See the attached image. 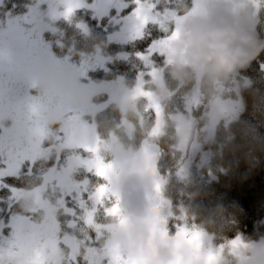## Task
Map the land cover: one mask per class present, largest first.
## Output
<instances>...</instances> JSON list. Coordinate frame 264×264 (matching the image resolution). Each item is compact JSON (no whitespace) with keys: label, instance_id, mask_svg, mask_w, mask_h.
I'll use <instances>...</instances> for the list:
<instances>
[{"label":"trees","instance_id":"trees-1","mask_svg":"<svg viewBox=\"0 0 264 264\" xmlns=\"http://www.w3.org/2000/svg\"><path fill=\"white\" fill-rule=\"evenodd\" d=\"M2 1L5 3L2 4L3 7H0V18H27L28 16L35 18V21L38 18L48 27L54 26L53 32H42L44 42L51 43L52 54L56 58L63 60L74 69L82 70L77 76L82 83L76 85L73 83L70 87L71 91L63 97H70L75 91L79 89L82 91L87 87V83L95 82V85L90 87L89 97L92 96L91 100L96 112H86L82 118L89 122L94 118L95 121L91 123L98 125L101 131L99 136L106 143L109 142L110 137H114L112 144L115 143L113 144L115 146L116 144L124 145L127 149L142 147L157 125L156 107H161L164 118L161 131L155 139L160 149L157 164L160 171L167 177L162 185V194L169 201V207L174 213V218H169L168 221L166 230L168 234L172 235L176 225L180 224L209 234L211 244L219 250L216 264L239 263L240 256H237L232 249L233 243L244 246L264 239V52H261L249 64L237 69L230 77L224 78L225 86L224 91H220L221 95L237 94L242 106L235 117L227 122L217 123L210 132L207 129L211 124L208 112L211 101L218 92L215 81L202 75L199 82L198 73L195 75L197 67L190 68L188 75H176L174 57L178 54L177 48H170L164 53L157 50L155 54L146 49L150 37L155 40L166 34L163 31L166 29L165 26H169L168 29H174L176 15L189 13L193 7V0H140L139 4L137 0H103L104 3L101 6L103 10L97 8L100 7L98 0H69L68 3L67 0H63L51 9L48 3H41L38 0ZM250 1L258 7L259 22L255 31L264 40V0ZM37 5L39 7L35 9ZM70 8L71 13H69ZM149 10L151 12L149 23L143 28H138L137 35H134L131 40L124 42V37L118 40V37L113 35L120 29L123 32L122 29L125 27L131 29L133 26H141L139 22L142 23L141 15ZM35 21L33 26H36ZM141 31L143 39L139 38ZM41 49L40 43L39 51L29 53V57L25 58L24 62L13 58L12 64L8 65L18 70L17 75L22 78L17 86L11 83L12 77L11 74L8 76L9 71L0 72V82H3L1 89L7 86V92L10 95V90L17 87L18 101L21 96L26 97L24 88H30L31 84L25 79L27 75L25 69L33 64V74L36 75L38 72V76H41L39 75L42 72L41 56H38ZM91 52L94 54L92 60H95L96 56H102L104 64L89 63ZM0 53L3 54L4 51L0 49ZM185 67L189 66L185 65ZM151 69L162 73L163 87L157 85L156 79L150 74ZM34 75L33 79L38 77ZM41 89V86L34 89L35 102L42 101L44 94ZM236 90L237 93H235ZM149 91L154 93L151 102L144 96ZM132 93L133 96L128 104H125L126 106L117 99L121 94ZM83 99H85L84 96ZM14 101L9 98L0 103V107H3L0 112L4 108L7 110L6 117L0 118L1 162H4L2 157L11 146L21 148L14 151L15 154L17 153L16 156L27 152L26 146L24 149L19 143V140L23 142V137L27 135L26 130L28 135L36 136L33 140L35 143H40L42 151L35 155L38 158L33 161L30 159L15 161L17 163L15 167L5 162L0 163V170L3 171L0 180V221L7 219L2 216L5 214L6 217V212L9 211L19 213V210H23L28 213L26 203L14 204L12 198L18 193L28 191L43 180L45 169L51 166V161L47 160L48 156L52 157L56 154L57 148L64 142L66 135L60 120L50 121L51 118L46 117L37 123V130L31 133L27 128L29 118L27 117L28 107L25 106L30 101L23 102L22 106L15 105ZM53 101L58 104L57 101L60 100L53 99ZM120 105H123L124 109ZM181 113L186 116L195 134L202 135L209 131L208 139L204 137L203 140L205 156H203L204 153L196 156L184 174L179 171L187 160L188 153L181 154L178 147V132L173 120L174 115ZM15 117L18 119V124L14 123ZM15 126L23 130H18L17 134L13 135L16 131ZM73 149L76 150L73 155L79 158V162L77 161L78 163L71 167V182L75 185V191H79L78 195H81L82 190L85 195L73 197V194L67 192L66 206L72 210L78 209L77 213L62 206L57 211L59 232L56 244L59 246L52 255L60 259V263L50 264H95V262H89L84 256L87 247L85 245L78 247L77 242L83 238L87 240L89 237L98 238L94 240V243L104 247L109 238V232L106 230H103L99 237L95 236L97 231H93V225L82 219L86 202L90 203V197L95 195L97 184H100L98 182H103V179L97 180L99 176L95 170H88L89 164L81 161L80 151L87 154L85 149L82 146H75ZM45 153H47L46 156H41ZM62 158L66 160L67 154L62 153ZM7 167L13 168L12 175L7 174ZM49 189L53 199L54 193L63 190L59 189V183L55 181L54 188ZM13 190L16 194L10 195L14 192ZM103 200V202L98 201L93 207L95 209L93 218L100 223L115 221L116 218L105 215L110 202L108 199ZM219 207L225 209L223 215H213L214 210ZM42 209L40 210L44 215L45 208L42 207ZM41 215L40 212L39 216ZM70 215L73 219H70ZM2 230L6 231V226ZM140 232L139 234L144 237L145 231L141 229ZM147 237L150 239L149 236ZM150 240L153 243L155 237ZM154 244L150 248L153 253H156L158 251ZM77 248L80 253L78 252L75 256L74 252ZM135 257H137L136 251ZM132 260H135L134 256ZM45 264L49 263L45 261ZM98 264H108L107 259H103Z\"/></svg>","mask_w":264,"mask_h":264},{"label":"rangeland","instance_id":"rangeland-1","mask_svg":"<svg viewBox=\"0 0 264 264\" xmlns=\"http://www.w3.org/2000/svg\"><path fill=\"white\" fill-rule=\"evenodd\" d=\"M62 1L63 0H38V2L41 3H48L50 9L58 2L62 3ZM68 1L69 0H67V3ZM97 2L100 5V7L97 8L103 10L104 8L101 6L104 1L98 0ZM253 3L254 2L250 0H245L243 4L237 3V0H209V3L204 5V10L196 14V16L206 15L213 10L238 13L240 10L248 8L250 4ZM38 7L37 5L35 9ZM30 14L33 15L32 13ZM194 16L195 15H190L184 21L181 34L184 29L183 26ZM26 17L25 19L27 22H32L33 25L35 18ZM36 19V26H32V28H39L37 29L39 37L43 31L53 32L54 26L51 25L48 27L43 21L40 22L38 18ZM44 19L47 20V18ZM139 22L142 24L141 21ZM140 27V25H138L137 28L133 26L131 29L130 27H122L124 29L123 32H121L120 29L113 35L117 36L118 40L124 37V42H128L127 40H131L134 35H137V29ZM165 28L168 29L169 26H165ZM178 40L173 42L171 49H176V42ZM45 48L48 53L53 50L51 43L45 42ZM19 57L20 61L24 62L26 53L19 54ZM93 58L94 54L92 53V55L89 56L88 62H94L95 65L96 63L101 65L104 64L102 56H96L95 60H92ZM196 69L195 75L198 73L197 76L200 82L203 70L198 67ZM74 70V76L81 74V69L76 68ZM150 74L156 79L155 82L157 85L163 87L162 73L159 70L151 69ZM39 75L42 77L43 71L39 73ZM214 81L218 92L211 101L210 110L208 112L211 124L207 129L210 130V132L212 127L217 123L221 121L227 122L235 117L242 106L241 99L237 94L234 96H230L229 93H225L223 96L221 95L220 91H222L225 86L224 78L214 79L213 82ZM79 83H82V81ZM87 84V87L82 89V91L79 89L77 93L76 91L74 92V95L60 99L61 103L59 101L58 106L51 110L54 116H49V118H51L49 120H60L63 125V130L66 131L64 142L60 143L56 154L52 157L50 155L48 156L47 160L51 161V166L45 169V173L42 176L43 180L38 182L36 186L31 187L28 191H23L22 194L17 192L18 194L12 198L14 204L19 203V205H22V203H26L28 205V213L19 210V213H13L11 211L6 212V217L4 216L5 214H3L2 218L7 219H2L0 221V264H24L39 257L42 252L48 255L47 258L45 256L46 263H60V259L52 255V252L55 253L59 246V244H57L56 247L53 246L58 243L59 220L57 211L62 206L72 212H78V209L72 210V208H67L66 206L67 192L73 194V197H76L79 193V191H75V185L71 182L72 174L70 171L71 167L79 162V158L73 155V152L76 151L73 149L75 146H82L87 152V154H84L80 151V157L82 162L89 164L88 170H95L96 172L98 167L97 161L105 165H111L108 178H102L103 182H98L100 184H97L95 195L90 197L89 204L88 201L86 202L84 213L82 214V219L93 225L94 232L97 231V235L95 236L99 237L103 230L109 232V238H107L106 241L107 245L104 247L97 246V243H94V240H98V238L89 237V240L83 238V240L77 242L76 245L78 247L81 245L87 247L84 256L89 262L98 264L106 258L108 264H123L126 260H132L134 256V259L139 261L140 264H216V260L219 258V250L211 244V237L209 234L203 231L189 229L182 224L176 225L172 235L166 232L169 218H174V213L169 207V201L166 199L165 195L162 194V185L165 183V178L167 177L160 171L157 164L160 149L155 136L162 128L161 123L164 114L161 107H156L157 125L149 134L142 147L127 149L124 145L116 144L118 147L116 148V146L113 145L115 143L112 144L114 137H110L111 139L107 143L100 138L99 134L101 131L98 125H96V123H91L95 121L94 118L91 119V122L82 118L84 113L95 111V106L92 104L93 102L91 100L92 96L89 97V93L91 92L90 87H93L95 82ZM7 89V86L1 89L0 96L6 95ZM14 89H17V87ZM227 90L230 91L229 89ZM24 93L30 94L28 88H24ZM81 93L83 94L80 95ZM235 93H237V90ZM153 94V91H149L146 92L144 96L149 98L151 102L153 101ZM83 96L85 99H83ZM131 96H133V93L121 94L117 99L121 104L127 105ZM16 100L17 99H15V101ZM120 106L124 109L123 105ZM30 110L31 111L27 110V115L32 119V129L37 130V123L43 120L46 113L37 108H32ZM173 120L178 132V147L181 150V154L184 152L188 153L187 160H185L179 171V173L184 174L188 165L196 156L200 153H204L203 156H205L206 152L204 150L203 140L204 137L208 139L207 134L209 131L202 135H200V133L195 134L183 113L174 115ZM33 137L35 138L36 136ZM33 137L27 134L23 137V142L19 140V143L23 145L21 146L22 148L25 149L26 146L27 152L16 156L17 153L15 154L14 151H18L21 148H12L13 146H11V148H8L7 152H5L2 160L9 166L15 167V165H17L15 161L19 162L24 159L33 161L37 159L38 157L35 155L41 152L42 148L39 145L40 143H35ZM25 143L27 144L25 145ZM62 153L67 154L66 160L62 158ZM46 155L47 153L41 156ZM70 157L72 158L69 160ZM4 162H1L0 159V163ZM9 168L10 167H7L6 172L8 175H12L13 168ZM2 172L3 171L0 170V180L2 178ZM74 178L75 177H73V179ZM99 178L101 177H97V180H99ZM54 181L59 183V189L62 188L63 190H60L59 193H54L55 197L53 199L51 197L52 192L49 188H54ZM100 185H107L108 189L107 195L103 198L108 199L110 202L105 215L107 217L112 216L116 218L115 221L100 223L93 218V212L95 211L93 207L98 201H101L97 192ZM13 194H16V192L10 193V195ZM83 195L85 194L82 190L81 195L78 196ZM117 198L119 199L120 212L119 214H110L108 209L117 203ZM103 199L102 202L104 201ZM42 207L45 208L44 215ZM40 212L42 213L41 216H39ZM70 219H73L71 215ZM4 226L7 228L6 231L2 230ZM141 229L145 231V234L143 233L145 235L144 237L139 234L141 233ZM147 236H149L150 239L155 237L153 243H155L154 246L157 248L158 252L153 253L150 248L153 244L151 243L152 240ZM232 245L235 254L240 256L238 264H251L252 261L264 260V239L255 244L243 246L233 243ZM241 249L244 251H240ZM135 251L137 257H135ZM78 252L80 253L77 248V251L74 252L75 256ZM117 257L121 260L119 263ZM209 257H212V259L209 260Z\"/></svg>","mask_w":264,"mask_h":264},{"label":"clouds","instance_id":"clouds-1","mask_svg":"<svg viewBox=\"0 0 264 264\" xmlns=\"http://www.w3.org/2000/svg\"><path fill=\"white\" fill-rule=\"evenodd\" d=\"M244 2L237 0L240 4ZM258 22V14L252 7L238 13L213 10L206 15L192 17L176 42L175 74L188 75L190 68L198 67L209 80L230 77L264 52V40L255 31ZM224 211L219 207L213 215L222 216ZM251 264H264V260L252 261Z\"/></svg>","mask_w":264,"mask_h":264},{"label":"flooded vegetation","instance_id":"flooded-vegetation-1","mask_svg":"<svg viewBox=\"0 0 264 264\" xmlns=\"http://www.w3.org/2000/svg\"><path fill=\"white\" fill-rule=\"evenodd\" d=\"M5 3L4 1L0 0V7H3L2 4ZM25 18H0V49L4 51L3 54L0 53V72H8V76L11 74V83L14 85L19 84L22 80L21 77H18L16 69L12 68V60L13 58L19 59V54L26 53V57H29V53L33 54L34 52L39 51L40 43L42 46V49L40 50L41 56V66L43 75L42 77L38 76V72H36V77L33 79V64L31 66L27 67L25 69V79L31 82L30 88H28V91L30 94H26V97L21 96L20 101L16 100L14 102L15 105L18 104V106H22L23 102H29V104L25 105L28 107V110L32 108H37L44 113H46L45 117L49 118V116H54L52 113V109H54L58 104H55L53 99H62L64 98L63 95L70 92V87L74 83L75 85L80 80L77 79V75L74 76L73 71H75L71 65L65 63L63 60L56 58L52 54V50L50 53L46 51L45 48V42L42 38V33L39 37L38 30L32 28V22L28 23ZM3 21V23H2ZM136 28L138 26H135ZM29 29V30H28ZM123 31V29H122ZM23 34V36H22ZM19 38H25L27 41L26 48L21 49L17 47H13L14 39ZM30 50V51H28ZM48 53V54H47ZM3 55V56H2ZM2 56V57H1ZM22 73V71H20ZM80 75V74H78ZM35 76V75H34ZM6 84H8L7 81H5ZM3 82H0V90ZM38 86H41V91L43 92V96L41 98V102H35L34 100V89L38 88ZM66 86V88H65ZM13 87V86H12ZM75 87V86H74ZM7 91V90H6ZM78 90L76 91V93ZM18 91L17 89H11L10 95H8V92L6 95L0 96V103L2 101H6L9 98L15 100L18 98ZM62 95V98H61ZM59 101H57L58 103ZM3 108L2 106L0 109ZM7 110L4 108L2 112H0V118L6 117ZM17 115V110L15 111V116ZM29 119H27V128H29L31 133H34L35 130L32 129V119H30V116L27 115ZM14 123L18 124L17 117L14 118ZM14 129L16 130L13 135L17 134L18 130H23V128H18V126H15ZM12 132V130H11ZM26 134H28V131L26 130ZM14 173V172H12ZM54 247L57 246V244L53 245ZM45 256L46 258L48 255L44 252L41 253V255L34 260H42L45 264ZM33 260V259H32Z\"/></svg>","mask_w":264,"mask_h":264},{"label":"snow or ice","instance_id":"snow-or-ice-1","mask_svg":"<svg viewBox=\"0 0 264 264\" xmlns=\"http://www.w3.org/2000/svg\"><path fill=\"white\" fill-rule=\"evenodd\" d=\"M140 0H137V3L139 4ZM206 3H209V0H193V7L189 13H180L177 14L175 17V27L174 29H164V35L161 37H158L157 39H152L150 37V42L147 44L146 49L155 54V52L158 50L160 53H164L165 51L169 50L173 44L174 41L178 40L181 34V28L184 23V21L188 18L190 15H196L204 10V5ZM72 9H69V13H71ZM135 11V10H134ZM151 19V12L150 10L144 14L141 15L142 25L141 28L146 26L149 23V20ZM157 23H160V21H157ZM140 39H143V32H140L139 35ZM98 167L96 174L101 178H108L109 170L111 169V165H105L99 161H97ZM107 185H100L97 192L98 197L102 200L105 195H107ZM108 212L110 214H119L120 212V205H119V199L117 198V203L114 204L111 208L108 209ZM123 222V221H122ZM195 239V238H194ZM212 257H209V260H211ZM117 260L119 261L120 258L117 257ZM33 264H39V262H33ZM123 264H140L137 260H126L123 262Z\"/></svg>","mask_w":264,"mask_h":264},{"label":"water","instance_id":"water-1","mask_svg":"<svg viewBox=\"0 0 264 264\" xmlns=\"http://www.w3.org/2000/svg\"><path fill=\"white\" fill-rule=\"evenodd\" d=\"M249 7H252L256 10V12H258V7L257 5L255 4H251ZM26 44H27V41L25 38H19V39H14V44H13V47H17V48H21V49H25L26 48ZM39 262V264H44V262L42 260H30L28 262H26L25 264H33V262Z\"/></svg>","mask_w":264,"mask_h":264},{"label":"bare ground","instance_id":"bare-ground-1","mask_svg":"<svg viewBox=\"0 0 264 264\" xmlns=\"http://www.w3.org/2000/svg\"><path fill=\"white\" fill-rule=\"evenodd\" d=\"M104 12L107 14V10H105ZM104 12H103V13H104Z\"/></svg>","mask_w":264,"mask_h":264}]
</instances>
